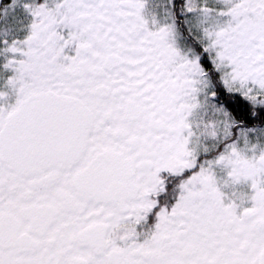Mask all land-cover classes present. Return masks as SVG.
Wrapping results in <instances>:
<instances>
[{
    "label": "snow or ice",
    "instance_id": "snow-or-ice-1",
    "mask_svg": "<svg viewBox=\"0 0 264 264\" xmlns=\"http://www.w3.org/2000/svg\"><path fill=\"white\" fill-rule=\"evenodd\" d=\"M0 264H264V0H0Z\"/></svg>",
    "mask_w": 264,
    "mask_h": 264
}]
</instances>
